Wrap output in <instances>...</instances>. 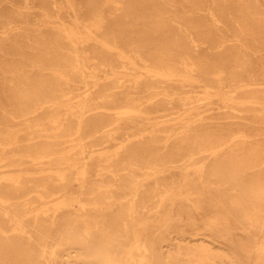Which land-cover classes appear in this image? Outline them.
I'll return each instance as SVG.
<instances>
[{
  "label": "bare ground",
  "instance_id": "1",
  "mask_svg": "<svg viewBox=\"0 0 264 264\" xmlns=\"http://www.w3.org/2000/svg\"><path fill=\"white\" fill-rule=\"evenodd\" d=\"M261 108L264 0H0V264H264Z\"/></svg>",
  "mask_w": 264,
  "mask_h": 264
},
{
  "label": "rangeland",
  "instance_id": "2",
  "mask_svg": "<svg viewBox=\"0 0 264 264\" xmlns=\"http://www.w3.org/2000/svg\"><path fill=\"white\" fill-rule=\"evenodd\" d=\"M51 14L55 15L56 14V11H52L50 12ZM109 12H106V14H108ZM19 18V17H18ZM20 27H23L22 24H19ZM27 32V31H26ZM98 35H100L98 33ZM165 84L164 83H160V86H164ZM189 95H184V97H188ZM191 97V100L192 101H196L197 99L195 98V96L193 95H190ZM140 103L143 104V99L139 100ZM213 105L214 107H217V108H220L221 111H232L234 110L233 106H228V107H224V105L221 104V102L214 98L213 99ZM187 106L185 105H180L179 108H177L176 113L175 115L179 116V115H182L185 113V110H186ZM245 114H252V115H255V116H260L262 114H264V108H261V109H245L244 111ZM135 120V125L134 126H129L128 123L124 124L123 125V132H128V133H135V132H138V131H141V130H144L148 127V123L150 121V118L148 116H143V117H138L137 119H134ZM0 136L2 137L3 136V131H0ZM219 264H226V263H222L220 262Z\"/></svg>",
  "mask_w": 264,
  "mask_h": 264
}]
</instances>
